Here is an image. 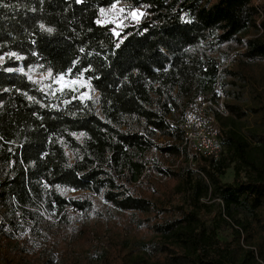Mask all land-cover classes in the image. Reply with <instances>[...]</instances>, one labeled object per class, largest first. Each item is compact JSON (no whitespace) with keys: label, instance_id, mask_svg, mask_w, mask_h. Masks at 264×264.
Returning a JSON list of instances; mask_svg holds the SVG:
<instances>
[{"label":"trees","instance_id":"obj_1","mask_svg":"<svg viewBox=\"0 0 264 264\" xmlns=\"http://www.w3.org/2000/svg\"><path fill=\"white\" fill-rule=\"evenodd\" d=\"M118 2L142 20L103 23ZM1 59L0 264H264V130L242 133L264 126V0H0ZM20 68L99 97L54 99ZM217 85L218 158L183 125Z\"/></svg>","mask_w":264,"mask_h":264},{"label":"rangeland","instance_id":"obj_2","mask_svg":"<svg viewBox=\"0 0 264 264\" xmlns=\"http://www.w3.org/2000/svg\"><path fill=\"white\" fill-rule=\"evenodd\" d=\"M145 15V12L142 10H132L131 5L118 2L114 4L111 8L109 9H103L101 10V19L102 22L105 24H111L117 29H122L125 26L131 24L132 22H139L142 20L143 16ZM218 60L223 63L222 58L220 57L219 54L216 55ZM235 58H237V53H233L230 57L231 60L228 62H225L222 64V69H227V68H233V61ZM0 63H3V59L0 60ZM261 66H264L261 64ZM16 72H23L28 75V77L37 82L40 86L43 92L48 94L50 97L54 99H58L59 94H62L65 91H72L78 95V97L82 100H90V99H96L99 97L98 94H95L90 83L82 78L79 79H72L68 75L65 76H60L58 78L52 79L50 73H39L37 68H31L28 71H24L22 68L18 70H14ZM261 86L264 91V72L261 74ZM223 82V80H221ZM218 89L222 90V88L219 86L215 87V92H218ZM212 95L213 92H206L198 100L192 105L191 108L194 110H198L200 108V105H202L204 102H208L210 105L212 101ZM222 104V102H221ZM205 114V115H204ZM201 118L203 119L204 127L206 130V133L209 134H215L216 136V142L219 145V150L218 155L222 153V148L219 143V138H218V128L219 126L222 127L221 125L216 124L215 120L213 119L214 116V109L211 107L208 110L204 111V113L200 114ZM262 131L264 130V126L262 121L257 120L249 116V118L244 122L243 128H242V133L244 135H247L249 131ZM197 131V130H196ZM196 134V133H194ZM195 138V137H193ZM202 141L197 138V139H192L189 146L192 150L194 151H199L201 152L200 148ZM235 177V165L232 164L227 171L226 176L223 178L224 183H232ZM152 180L155 182H162L161 177H159L157 174H154L152 177ZM72 197L75 198H81L82 196H85L84 193H75L71 195ZM96 205L98 209H103V203L101 202L100 199L95 198ZM210 206H212V212L217 216V219L220 220L221 217L225 219L229 224L223 223L221 226L222 228L219 230L220 231V238L222 240L228 241L231 239V233L232 229L235 227H238L236 222H233L226 214L223 208V205L219 200H214L211 202H208ZM238 218L245 221L248 218V214L245 211H242L239 213ZM264 236V235H263ZM264 241V237L262 239ZM93 253H95V250L91 251L89 254L86 255H80L83 257L86 256H91Z\"/></svg>","mask_w":264,"mask_h":264},{"label":"built area","instance_id":"obj_3","mask_svg":"<svg viewBox=\"0 0 264 264\" xmlns=\"http://www.w3.org/2000/svg\"><path fill=\"white\" fill-rule=\"evenodd\" d=\"M218 92L220 95V99L218 103L212 102L209 105L208 102H204L202 105H200V108L198 110H194L193 108H191V110L186 112L184 116V122H183L184 128L187 133L186 144L189 146L192 139L199 138L202 141L201 142L202 148H200V150L206 153L207 155H214L216 156V158L219 157L218 151H220L219 145L216 142L217 140L216 136L215 134L211 135L209 133H206L205 128H203L204 123H203V119L201 118L200 114L204 113V111L212 107L214 110L218 111L223 116L229 115L227 109L224 106V96L222 94V91L218 89Z\"/></svg>","mask_w":264,"mask_h":264}]
</instances>
